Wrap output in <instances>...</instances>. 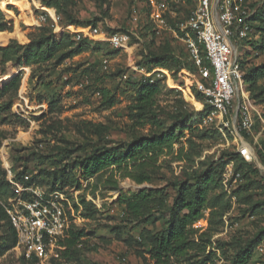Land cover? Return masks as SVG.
I'll use <instances>...</instances> for the list:
<instances>
[{
    "label": "rangeland",
    "instance_id": "1",
    "mask_svg": "<svg viewBox=\"0 0 264 264\" xmlns=\"http://www.w3.org/2000/svg\"><path fill=\"white\" fill-rule=\"evenodd\" d=\"M247 3L260 9L264 0ZM158 6L168 28L152 18ZM192 8V0H0V24L4 25L0 31V89L8 78L22 72L18 90L0 97V200L8 207L19 197L7 170L27 173L36 177L39 183L35 185L50 189L54 174L66 169L71 183L64 189L72 196V206H79L78 212L73 206L77 214L71 228L84 232L75 248L61 245L64 238L48 259L36 261L27 259L18 243L9 245L7 226L0 223V264H234L238 247L264 228V191L259 185L264 181V79L254 92L259 96L253 98L259 115L250 132L238 137L222 131L216 121L205 123L208 113L204 103L192 95L186 75L190 70L180 74L174 66L188 61L174 30ZM44 16H49L47 22ZM54 18L58 19L52 27ZM91 21L97 22L102 36L90 34L94 23H76ZM115 29L119 31L114 34L129 36L123 48L115 49L109 42L114 35L109 30ZM77 33L84 34L87 48L69 56L79 44ZM53 35L65 37L54 57L21 68L12 65L28 44ZM260 46L239 47L248 71L264 64ZM154 53L175 61L169 58L165 67L151 69L167 72L159 82L152 110L157 118L136 121L135 106L143 82L136 68L149 70L144 62ZM104 90L112 96L113 106L103 97ZM179 112L188 116L183 137L146 168L149 182L137 184L116 172L117 186L113 188L107 182L110 173L86 179L75 165L76 160L99 148L127 146L150 137L158 132L155 120L170 127ZM228 153L243 158L251 169L236 171L238 162H228L219 186L208 193L204 216L192 225L185 254L159 260L152 240L166 228L168 213L163 204L176 196L175 184L209 168L219 171ZM155 189L160 193L139 217L128 212L127 199ZM82 198L97 211L90 218L83 216ZM262 237L249 264H264ZM9 239L11 243L13 238Z\"/></svg>",
    "mask_w": 264,
    "mask_h": 264
},
{
    "label": "trees",
    "instance_id": "2",
    "mask_svg": "<svg viewBox=\"0 0 264 264\" xmlns=\"http://www.w3.org/2000/svg\"><path fill=\"white\" fill-rule=\"evenodd\" d=\"M193 6V0H192ZM250 8L255 11L253 16L250 18L253 28V36H259L258 40H245L244 44L248 46H254L256 43H261L260 48L264 51V5L260 9H254L251 5ZM69 18V17H68ZM79 25H90L93 24L90 29L97 27V22L91 21L88 23L76 22ZM258 23V24H257ZM4 25L0 24V31H2ZM89 29V30H90ZM111 34L118 32L119 30H109ZM120 31H127L122 29ZM65 37L53 35L44 40L34 41L25 47L22 56L15 58L12 65L21 68L30 65L33 62L39 60H46L48 57H54L55 53L61 51L64 46ZM79 44L71 50L69 56L82 53L87 47L82 39L78 42ZM73 45V44H71ZM4 56H7L6 49H2ZM187 62H176V71L183 74L182 71L189 69L194 71L192 62L189 60V55ZM246 57V56H245ZM243 55L242 67L245 71V82L248 86L252 99H257L258 94H254L257 89H260L259 82L264 79V64L250 71L246 69L245 64L247 63ZM171 61L172 57L170 56ZM168 55L152 54L149 56L144 63L151 71L153 68L165 67V63L169 60ZM11 58L8 57V61ZM5 71V70H4ZM22 79V72L15 74L7 79L3 87L0 89V97L5 94L16 92L19 88ZM264 91V90H262ZM160 92L159 82L155 84H149L141 82L137 104L135 109L138 111L135 114L136 121L138 119L142 120L147 116L156 119V115H153V108L155 106V98ZM192 95L201 102L204 103L206 113H209L211 108L205 103L204 97L201 93L197 92L195 87L192 86ZM103 97L108 100V105L113 106L114 101L109 92L104 90ZM9 108V107H8ZM183 115V114H182ZM181 112L177 113L175 117V124L170 127L163 126L162 123L155 120L154 123L158 127V132L151 135L148 138H139L132 141L127 146H115L110 148H99L95 152L90 153L83 159H78L75 161V165L78 166L86 179L94 178L96 176H104L110 173V177L107 182L115 188L117 186L114 177L116 172H123V178H131L137 184H144L150 181V176L146 173V168L151 165L152 162H157L158 158L164 154L165 149L172 150L173 145L176 141L183 137L184 128L186 127L184 123L188 119V116H182ZM138 118V119H137ZM224 158L227 162H222L218 168H209L208 170L201 172L194 178H186L185 182H177L175 187H177L176 196L168 199L163 204L166 208L168 217L166 220V228L159 232L155 237H153L152 243L154 245L155 257L159 260L164 256L169 257L170 255L182 256L187 250L189 244V234L192 231V225L197 221L202 219L204 212L206 211V205L208 201V193L212 188L219 186L220 177L222 176L224 169L228 162L236 161L238 162V168L236 171L241 169H251V166L245 162L243 158L234 154L228 153L224 154ZM223 158V159H224ZM264 164V163H263ZM133 167V169H132ZM258 168H253V172H258ZM15 179L27 185L35 184L36 177H31L30 181H25L24 177L27 173L19 172L13 173ZM55 181L51 185V190L55 189L56 184H60L61 188L68 186L71 183V177L67 174L66 169H62L55 173ZM39 183V182H36ZM8 185V184H7ZM264 191V181L259 184ZM160 190L155 189L149 192L142 191L137 195L129 198L125 201L126 208L130 214L135 217H139L142 211L153 201L156 200L157 194ZM3 194H1V197ZM81 204L84 206L83 216L90 218L97 211L93 210V206L86 202L84 198L81 199ZM76 211L78 207L74 205ZM0 223H5L7 226L6 239L9 245H16L18 243L17 232L13 228L9 215L7 213L6 207L2 204L0 200ZM264 235V228H262L250 241L245 245L238 247V254L235 256L233 261L234 264H249L254 255L255 248L262 242V236ZM84 236L82 230H77L70 228L67 237L61 242V245L68 249L75 248L81 238ZM10 237L13 238L10 243Z\"/></svg>",
    "mask_w": 264,
    "mask_h": 264
},
{
    "label": "built area",
    "instance_id": "3",
    "mask_svg": "<svg viewBox=\"0 0 264 264\" xmlns=\"http://www.w3.org/2000/svg\"><path fill=\"white\" fill-rule=\"evenodd\" d=\"M161 12L163 10L158 6L152 18L159 26L168 28ZM254 13L247 0H193L188 18L174 30L175 38L183 43L195 68L190 74H186V70L182 73L188 75L191 86L203 95L211 108L205 123L216 121L222 131L238 137L241 132L252 130L259 115L245 82L241 62L244 54L239 53V47L246 49L244 41L253 38L250 18ZM48 18L44 16L43 21L47 22ZM57 19H53L52 27ZM89 32L94 37L103 35L98 26ZM83 37L84 34L77 33L75 40L79 42ZM128 40L129 36L124 34L109 38L115 49L123 48ZM136 69L145 83L155 84L167 77V72L161 69L149 71L142 66ZM7 171L10 173L9 182L19 195L16 204L10 202L6 207L17 232L18 246L27 259L46 260L58 242L67 237L76 218L72 196L61 187L51 190L35 184L26 186L18 182L10 170ZM24 179L30 181L29 175Z\"/></svg>",
    "mask_w": 264,
    "mask_h": 264
},
{
    "label": "bare ground",
    "instance_id": "4",
    "mask_svg": "<svg viewBox=\"0 0 264 264\" xmlns=\"http://www.w3.org/2000/svg\"><path fill=\"white\" fill-rule=\"evenodd\" d=\"M248 152H250V151H248Z\"/></svg>",
    "mask_w": 264,
    "mask_h": 264
}]
</instances>
